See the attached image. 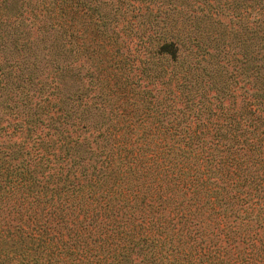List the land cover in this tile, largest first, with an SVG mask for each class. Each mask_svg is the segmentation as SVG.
I'll return each mask as SVG.
<instances>
[{
    "label": "trees",
    "instance_id": "obj_1",
    "mask_svg": "<svg viewBox=\"0 0 264 264\" xmlns=\"http://www.w3.org/2000/svg\"><path fill=\"white\" fill-rule=\"evenodd\" d=\"M2 40L0 264H264V0H0Z\"/></svg>",
    "mask_w": 264,
    "mask_h": 264
},
{
    "label": "rangeland",
    "instance_id": "obj_2",
    "mask_svg": "<svg viewBox=\"0 0 264 264\" xmlns=\"http://www.w3.org/2000/svg\"><path fill=\"white\" fill-rule=\"evenodd\" d=\"M2 41H3L2 43L0 42V65H2V63H4L10 57L8 50L10 49L11 46L9 42H6L4 40ZM3 69L6 70V67ZM0 93H1V89H0Z\"/></svg>",
    "mask_w": 264,
    "mask_h": 264
}]
</instances>
